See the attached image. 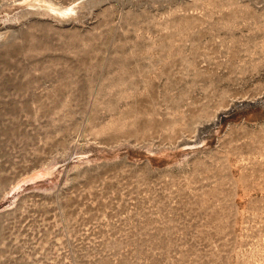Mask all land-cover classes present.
Returning <instances> with one entry per match:
<instances>
[{
	"label": "rangeland",
	"instance_id": "obj_1",
	"mask_svg": "<svg viewBox=\"0 0 264 264\" xmlns=\"http://www.w3.org/2000/svg\"><path fill=\"white\" fill-rule=\"evenodd\" d=\"M0 264H264V0H0Z\"/></svg>",
	"mask_w": 264,
	"mask_h": 264
},
{
	"label": "bare ground",
	"instance_id": "obj_2",
	"mask_svg": "<svg viewBox=\"0 0 264 264\" xmlns=\"http://www.w3.org/2000/svg\"><path fill=\"white\" fill-rule=\"evenodd\" d=\"M49 5L52 7V8H56L57 5H55L53 2H49ZM58 8V7H57ZM68 8V7H67ZM63 11H66V9H64Z\"/></svg>",
	"mask_w": 264,
	"mask_h": 264
}]
</instances>
